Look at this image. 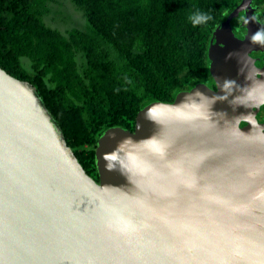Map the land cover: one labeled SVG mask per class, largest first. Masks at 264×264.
I'll use <instances>...</instances> for the list:
<instances>
[{
    "label": "water",
    "instance_id": "95a60500",
    "mask_svg": "<svg viewBox=\"0 0 264 264\" xmlns=\"http://www.w3.org/2000/svg\"><path fill=\"white\" fill-rule=\"evenodd\" d=\"M251 2L212 32L215 89L198 83L145 106L132 131L107 129L98 181L35 88L0 68V264H264V26H232L255 20ZM165 141L177 162L162 168Z\"/></svg>",
    "mask_w": 264,
    "mask_h": 264
},
{
    "label": "trees",
    "instance_id": "16d2710c",
    "mask_svg": "<svg viewBox=\"0 0 264 264\" xmlns=\"http://www.w3.org/2000/svg\"><path fill=\"white\" fill-rule=\"evenodd\" d=\"M241 1L70 0L87 26L63 34L43 21L46 0H0V68L35 88L98 181L95 149L107 129L132 131L150 103H171L198 83L213 85L209 41ZM250 6L264 21V0ZM197 13L209 19L194 24Z\"/></svg>",
    "mask_w": 264,
    "mask_h": 264
},
{
    "label": "rangeland",
    "instance_id": "374dc122",
    "mask_svg": "<svg viewBox=\"0 0 264 264\" xmlns=\"http://www.w3.org/2000/svg\"><path fill=\"white\" fill-rule=\"evenodd\" d=\"M43 21L52 29L65 33L72 28L85 29L86 20L78 8L70 0H46ZM107 47V46H106ZM78 63L83 62L77 57Z\"/></svg>",
    "mask_w": 264,
    "mask_h": 264
},
{
    "label": "flooded vegetation",
    "instance_id": "af4514ba",
    "mask_svg": "<svg viewBox=\"0 0 264 264\" xmlns=\"http://www.w3.org/2000/svg\"><path fill=\"white\" fill-rule=\"evenodd\" d=\"M252 10L254 11L253 15H254L255 20H253V21L249 20V21L245 22V24H244V20H242L243 15H240L239 18H235L232 22L233 30L240 37H242L244 34H246L244 31V28H245L244 26L246 25V23H248L249 26H255L256 24H258L257 28H260L259 26H264V21L259 16V13L256 11V8H253ZM263 33H264V27H263ZM258 48H259L260 52L262 53V55L256 59L255 66L258 69L262 70L263 64H264V44L259 45ZM210 86H211V88L215 89V87L213 85H210ZM258 115L261 117V119H263V121L258 122V120H257ZM255 121L257 124L264 127V110H262L261 108H260L259 113L255 117Z\"/></svg>",
    "mask_w": 264,
    "mask_h": 264
},
{
    "label": "snow or ice",
    "instance_id": "6c2138e0",
    "mask_svg": "<svg viewBox=\"0 0 264 264\" xmlns=\"http://www.w3.org/2000/svg\"><path fill=\"white\" fill-rule=\"evenodd\" d=\"M155 151L159 154V158L153 160L154 163L159 164L162 168L165 166V162L171 161L173 163L177 162V158L169 151V144L165 141L156 147ZM149 159H153L150 157ZM183 163L191 165L193 161L183 160Z\"/></svg>",
    "mask_w": 264,
    "mask_h": 264
},
{
    "label": "clouds",
    "instance_id": "9594fccd",
    "mask_svg": "<svg viewBox=\"0 0 264 264\" xmlns=\"http://www.w3.org/2000/svg\"><path fill=\"white\" fill-rule=\"evenodd\" d=\"M207 19H209V17L207 15L200 14V13L194 14V16L192 17V20H193L194 24L201 23L202 21H205Z\"/></svg>",
    "mask_w": 264,
    "mask_h": 264
}]
</instances>
